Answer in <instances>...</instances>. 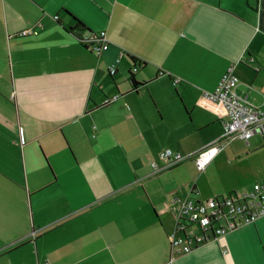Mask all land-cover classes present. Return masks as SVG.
<instances>
[{
  "label": "crops",
  "instance_id": "1",
  "mask_svg": "<svg viewBox=\"0 0 264 264\" xmlns=\"http://www.w3.org/2000/svg\"><path fill=\"white\" fill-rule=\"evenodd\" d=\"M78 21L108 50L83 46ZM230 68L264 110V0H0V264H264V216L188 254L169 240L173 197L264 181L261 136L204 171L151 165L222 135L205 93Z\"/></svg>",
  "mask_w": 264,
  "mask_h": 264
},
{
  "label": "built area",
  "instance_id": "2",
  "mask_svg": "<svg viewBox=\"0 0 264 264\" xmlns=\"http://www.w3.org/2000/svg\"><path fill=\"white\" fill-rule=\"evenodd\" d=\"M36 34L38 31L35 28L20 32V36ZM106 36V32H93L85 36L84 41L90 50L101 55L109 48ZM137 69L135 66L133 71ZM110 72L115 74L116 68H111ZM239 83V77L234 74L233 68H230L222 76L215 91L205 93L208 100L223 105L226 111V119L222 121V135L193 156H186L172 149L165 150L163 165L156 162L151 164L155 173L171 169L191 158L198 170L204 171L211 161L236 139H242L249 144L252 137L259 135L264 145V110L238 95ZM118 97L116 95L107 98L104 105L111 104ZM170 210L176 218L175 228L169 234L171 253L173 256L188 254L263 217L264 181L255 183L247 192L235 191L204 200H181L173 197Z\"/></svg>",
  "mask_w": 264,
  "mask_h": 264
},
{
  "label": "trees",
  "instance_id": "3",
  "mask_svg": "<svg viewBox=\"0 0 264 264\" xmlns=\"http://www.w3.org/2000/svg\"><path fill=\"white\" fill-rule=\"evenodd\" d=\"M73 31L77 34V38L80 40V43H81L83 46H85L87 49H89V48H88V45H87V44L85 43V41H84V37H85V36H88L89 34H92L93 32H88V34H86V35L83 36V33H85L86 30H85L84 25H83L80 21H78L77 27L74 28ZM134 60H135V59H134ZM135 61H137V60H135ZM131 76H132L131 78H132V80H133V83H134L135 88H138L139 85H142L141 83H139V82L135 79V77H134L133 75H131Z\"/></svg>",
  "mask_w": 264,
  "mask_h": 264
},
{
  "label": "rangeland",
  "instance_id": "4",
  "mask_svg": "<svg viewBox=\"0 0 264 264\" xmlns=\"http://www.w3.org/2000/svg\"><path fill=\"white\" fill-rule=\"evenodd\" d=\"M183 154V153H182ZM184 155V154H183ZM190 160H193V159H190ZM187 161V160H186ZM181 165V164H180Z\"/></svg>",
  "mask_w": 264,
  "mask_h": 264
}]
</instances>
